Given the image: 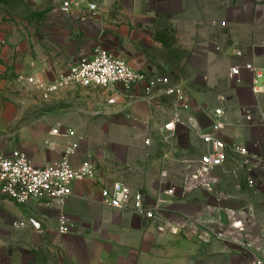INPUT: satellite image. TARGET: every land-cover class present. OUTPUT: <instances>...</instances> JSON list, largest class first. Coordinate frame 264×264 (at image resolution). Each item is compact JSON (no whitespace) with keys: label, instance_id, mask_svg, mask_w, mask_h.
Wrapping results in <instances>:
<instances>
[{"label":"rangeland","instance_id":"374dc122","mask_svg":"<svg viewBox=\"0 0 264 264\" xmlns=\"http://www.w3.org/2000/svg\"><path fill=\"white\" fill-rule=\"evenodd\" d=\"M123 4L144 5L166 13L152 28L146 27L153 33L154 45L147 48L139 40V48L144 53L136 56L140 60L152 59L153 65L159 64L160 68L152 76L171 78L181 86L191 108L195 109L194 101L199 104L200 99L196 93L206 89L205 73L200 70L205 63L192 58L190 63L194 68L185 69L182 59L188 53H201L208 58L214 55L216 38L225 28L223 24L215 26L216 22L228 16L232 8L240 11L252 5L262 7L264 0H101L100 16L83 10L64 15L60 0H0V154L11 158L14 152L20 151L37 165L57 163L67 142L53 138L51 132L72 128L84 138L78 160L92 161L97 170L96 178L83 184V197L87 194L99 200L103 187L120 182L134 192H142L151 202H157L164 199L167 189L182 186L206 150L193 131L184 129L181 145L187 149V158L183 154L173 166L165 165L168 159L164 157V162L160 161L159 152L170 145L164 137L162 148L152 151L150 139L157 136L158 124L167 123L173 114L169 110L179 108L174 97L155 92L150 98L134 90L129 98L131 106L109 103L93 106L94 96L82 94L83 87L61 90L45 100L28 83L31 76L51 78L65 73L78 62L89 59L99 48L120 58L125 46L119 37L120 15L115 11ZM168 15L175 18V28L167 21ZM237 17L239 13L232 18ZM188 23L191 24L189 31ZM189 38L191 50L184 47ZM156 40L164 46L157 47ZM167 62L173 63V70L163 68ZM74 89L78 101L62 96ZM193 94L195 98L191 97ZM157 103L162 106L158 108ZM193 112L204 128L211 126L210 120L199 116L197 110ZM179 191L178 195L182 196ZM210 193L215 194V190ZM176 200L178 197L163 200V213L172 212L169 207ZM72 212L79 213V210ZM66 214L69 215L50 201L19 206L0 187V264H63L61 249L66 245L63 237L72 227L67 223L68 231L61 232L59 220L66 218ZM32 219L43 223V227L38 230Z\"/></svg>","mask_w":264,"mask_h":264},{"label":"crops","instance_id":"0c3cea01","mask_svg":"<svg viewBox=\"0 0 264 264\" xmlns=\"http://www.w3.org/2000/svg\"><path fill=\"white\" fill-rule=\"evenodd\" d=\"M100 1L98 0V5ZM232 9L228 16L222 17L215 25L225 26L222 34L216 38V48L219 47L220 50L215 49V54L209 58L201 53H188L182 59L185 69L194 68L190 63L192 58L205 63L200 70L205 73L203 86L206 89L202 93H196L200 99L199 104L193 99V115L197 117L193 112L197 110L199 116L212 123L215 110L222 109L225 114L226 126L218 136L227 146L228 161L223 169L217 171L220 182L215 188V194L201 190L181 196L178 195L181 193L178 189V200L169 207L172 212L163 213L156 221L151 222L137 215L106 207L101 198L92 199L87 194L83 197V184L86 181L77 183L73 196L62 208L69 214H66V218L72 226L71 232L63 237L66 243L61 249L62 258L65 259L63 264H250L253 257L264 260V93L253 92L256 77L252 72L243 71L241 77H231V70L236 65L253 63L262 71L263 77L259 82L264 84V6L252 5L240 11ZM115 12L120 15L119 37L126 50L123 47L120 58L113 57L152 76L160 66L153 65L152 59L137 58L136 55L144 53L139 48V40L144 41L145 47H152L153 33L146 27L152 28L166 13L144 5L126 4L120 5ZM238 13L240 17L232 18L233 14ZM98 14L101 15L100 9ZM166 18L175 28V18L169 15ZM109 28L111 29L110 25ZM190 28L191 24L188 23V31ZM155 45L164 46V43L156 40ZM191 46V38L185 40L184 47L191 50ZM237 50L243 52V57L236 56ZM92 56L93 54L90 58ZM158 61L160 60L157 58L156 63ZM163 68L170 71L174 69V65L167 62ZM59 75L60 73L51 78L46 75L41 77L53 81ZM84 89L82 94L94 96L95 101H89L93 106H103L106 103L131 106V97L122 92ZM74 93L76 89L66 91L62 96H66L69 101H78ZM194 96L191 95L192 98ZM156 106L159 108L162 105L157 103ZM172 111L173 109L169 110L170 115L173 113L170 119L176 110ZM151 115L150 112L148 120ZM187 116V113H183L182 118L185 120ZM163 126L162 123L158 124L157 136L150 139L154 152L158 147L162 148ZM184 129L187 128L180 127L172 143L169 142V148L163 147L164 150L159 152L160 161L168 159L164 162L167 166L176 165L183 154L184 158L188 156L187 149L181 145L182 136L186 133ZM74 131L83 141V136ZM60 140L67 142L63 138H59ZM233 146L245 148L248 156L239 155L232 150ZM80 149L71 159L75 167L82 163L78 160ZM246 159L252 164L250 174L247 169L242 168ZM31 161L36 167L52 163L37 165L32 159ZM167 172L170 173V169ZM250 179L254 181L253 186L249 184ZM76 210L79 213L72 212ZM228 210L235 213L237 220L248 223L245 232L237 235L239 242H219L205 225L195 223L196 219L207 220L218 212L226 221L225 211ZM227 233L230 234L231 231ZM72 241L73 244H70Z\"/></svg>","mask_w":264,"mask_h":264},{"label":"built area","instance_id":"2783aa9c","mask_svg":"<svg viewBox=\"0 0 264 264\" xmlns=\"http://www.w3.org/2000/svg\"><path fill=\"white\" fill-rule=\"evenodd\" d=\"M79 10L97 16L98 0H60V11L64 15L70 16ZM216 49L220 50L219 47ZM236 56L243 57V52L237 50ZM243 71L252 72L256 77L252 87L253 92L264 93V84L259 82L263 77L262 71L253 63H244L232 68L231 77H241ZM28 83L36 87L45 100H50L59 91L74 86L103 88L114 93L122 92L126 96H131L134 90L144 92L150 98L155 96V92L172 96L176 99L179 108L172 119L162 127L164 140L171 142L178 129L186 127L193 131L206 147L198 166L188 174L182 186L167 189L162 201L151 202L142 192H134L127 185L115 182L101 190L100 198L104 206L152 222L163 214V200H172L176 197L178 189L182 194H187L201 190L214 191L218 186L220 178L217 171L223 169L228 161L227 146L218 136L226 126L225 114L222 109L215 110V118L211 126L204 128L193 115L187 94L171 78L149 76L139 72L128 62L115 59L107 51L99 48L92 58L78 62L53 81L31 76ZM183 113L188 115L185 120L182 118ZM51 135L67 141L63 157L57 163L36 167L26 153L17 151L11 158L0 154V187L19 206H26L34 201H50L57 207L63 208L73 196L75 184L91 181L97 176L95 165L88 159L77 167L73 166L71 159L77 154L82 142V138L78 137L73 129L64 131L54 129ZM232 150L241 156H248L245 148L233 146ZM242 168L247 169V173L250 174L252 172L250 160L246 159ZM249 184L253 186L254 181L250 179ZM225 214L226 221L218 212L207 220L196 219L195 223L205 225L219 242H239L237 235L245 232L248 223L237 220L231 210L225 211ZM59 222L61 232L66 233L69 229L67 219L62 217ZM227 231L231 233L228 234ZM250 264H264V260L261 257H253Z\"/></svg>","mask_w":264,"mask_h":264},{"label":"water","instance_id":"95a60500","mask_svg":"<svg viewBox=\"0 0 264 264\" xmlns=\"http://www.w3.org/2000/svg\"><path fill=\"white\" fill-rule=\"evenodd\" d=\"M33 223L35 224V226L37 227L38 230H40L42 228V223L36 219H32Z\"/></svg>","mask_w":264,"mask_h":264}]
</instances>
